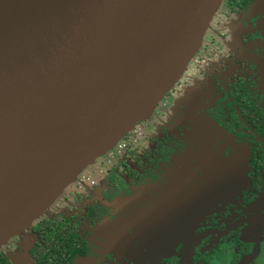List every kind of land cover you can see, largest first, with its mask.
Segmentation results:
<instances>
[{
  "label": "flooded vegetation",
  "instance_id": "af4514ba",
  "mask_svg": "<svg viewBox=\"0 0 264 264\" xmlns=\"http://www.w3.org/2000/svg\"><path fill=\"white\" fill-rule=\"evenodd\" d=\"M185 73L0 264H264V0H225Z\"/></svg>",
  "mask_w": 264,
  "mask_h": 264
},
{
  "label": "water",
  "instance_id": "95a60500",
  "mask_svg": "<svg viewBox=\"0 0 264 264\" xmlns=\"http://www.w3.org/2000/svg\"><path fill=\"white\" fill-rule=\"evenodd\" d=\"M225 0H0V248L149 119Z\"/></svg>",
  "mask_w": 264,
  "mask_h": 264
},
{
  "label": "rangeland",
  "instance_id": "374dc122",
  "mask_svg": "<svg viewBox=\"0 0 264 264\" xmlns=\"http://www.w3.org/2000/svg\"><path fill=\"white\" fill-rule=\"evenodd\" d=\"M189 67H191V68H192V62L190 63V65L188 66V68H189ZM185 76H186V73H185V75H183V78H184ZM183 78H182V79H183ZM160 104L162 105V102H161ZM160 104L157 106V108H156V109H158V107L160 106ZM156 109H155V110H156ZM154 113H155V111L153 112V114H152V115H154ZM152 115H151V116H152ZM103 157H104V156H103ZM100 158H102V157H100ZM100 158H99V159H100ZM97 161H98V160H97ZM97 161H96V162H97ZM94 164H95V163H94ZM94 164H93V165H94ZM90 167H92V165H91V166H89L88 168H90ZM86 170H87V169H86ZM86 170H85V171H86ZM85 171H84V172H85ZM56 209H59V208H56ZM19 237H20V234H19V235H17V236H15V237H13L11 240H15V241H16V240H18V239H19ZM9 242H10V241H9ZM6 247H7V243H6V244H4V245L1 247V249H2V250L5 252V249H6ZM11 253H12V252H10V254H11Z\"/></svg>",
  "mask_w": 264,
  "mask_h": 264
}]
</instances>
